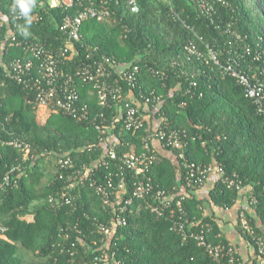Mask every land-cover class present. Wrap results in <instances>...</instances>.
I'll list each match as a JSON object with an SVG mask.
<instances>
[{"label":"trees","instance_id":"16d2710c","mask_svg":"<svg viewBox=\"0 0 264 264\" xmlns=\"http://www.w3.org/2000/svg\"><path fill=\"white\" fill-rule=\"evenodd\" d=\"M255 1L260 5L259 0ZM13 2L0 0L1 65L15 59H32L26 42H40L57 52L66 48L67 38L60 26L64 16L76 14L77 8L65 11L33 7L29 25L25 17L15 18ZM137 2L139 13L130 11L128 0H115L110 5L111 18L87 20L81 29V40L73 42L70 57H64L61 68L65 74L71 73L84 64L100 61L103 56L117 62L116 73L139 67L135 95L156 91L158 103L148 112L145 130L133 135L124 130L120 121L114 130L116 138L107 142L117 143L119 154L135 151L138 155L145 153L146 145L151 144L148 156L153 157V162L139 177L150 178L157 189L173 196L175 217L152 212L150 206L159 203L151 196L135 199L121 215L112 208H104L94 189L88 186L72 189L70 193L75 196L72 206L51 204L50 197L56 198L67 184L59 178L57 167L62 155L69 154L78 166L98 165L101 177L115 171L118 162L107 157L106 145L98 132L86 123L63 114H52L40 123L38 107L30 103L28 91L7 80L1 90L0 120L5 127L0 126V184L12 167L22 166L23 173L14 172L10 175V185L0 190V225L7 229L0 236V264H96L95 258L106 250L110 253V264L117 261L120 264H217L190 236L209 224L211 231L206 236L210 242L240 245L231 241V236L222 229L219 224L222 217L213 210L214 206L218 212L237 208L235 230L256 257L255 237L264 238V116L255 101L245 96L243 86L225 73L224 68L230 64L236 67L233 59L240 63L239 69L250 63L255 68L262 66L252 57L264 49V19L250 0H213L215 11L210 15L201 10L197 0ZM14 37L17 41H12ZM190 44L204 55L213 49L218 53L219 63L189 54L186 47ZM247 45L250 54L245 51ZM243 52L244 57L239 59ZM153 70L164 72L165 76L154 75ZM122 86L124 93H128L126 82ZM77 88L81 103L88 105L96 116L101 108L91 85L78 83ZM105 113L110 120L114 117L113 110ZM156 124L185 137L190 161L221 164L227 176L241 181V187L247 191L240 194L236 188H228L214 179L207 197L190 193L176 155V163L158 157L150 143L148 132ZM8 131L32 146L29 161L24 162L23 155L8 145L11 139ZM49 156L56 158L55 166L47 163ZM104 161L106 164L101 165ZM46 177L47 183H43ZM133 178L134 173L129 172L125 200L132 197ZM180 196H185L182 212L175 204ZM239 199H255L252 215L244 206H238ZM206 204L210 213L206 212ZM241 212L250 220L253 236L240 228ZM118 215L126 217L127 224L112 228ZM174 220L185 223L183 232L173 230ZM99 223L112 229L106 246L97 227ZM241 255L239 252L241 262L249 263ZM252 264H257L255 259Z\"/></svg>","mask_w":264,"mask_h":264},{"label":"built area","instance_id":"2783aa9c","mask_svg":"<svg viewBox=\"0 0 264 264\" xmlns=\"http://www.w3.org/2000/svg\"><path fill=\"white\" fill-rule=\"evenodd\" d=\"M35 0L37 9H56L62 8L65 11L78 9L76 14H66L62 20L60 30L67 38V46L57 52L46 48L40 42H26L25 47L31 54L32 59L22 61L15 59L8 65H1L0 63V114H1V90L4 88L7 80H12L22 85L29 93L31 100L30 103L38 107V113L41 109L46 111L47 116L52 114H63L69 116L80 123H86L91 128L95 129L100 140L106 145L105 152L110 160L117 161L115 171L110 172L108 175L101 177L98 171L99 166L82 165L78 166L69 154H64L59 157L57 167L59 168V178L64 180L67 184L63 192H59L56 198L50 197L49 202L57 207L65 203L67 205H74L75 196L70 192L72 189H80V186L90 187L94 189L95 193L102 201V205L106 209L112 208L113 211H118L123 214L127 206L133 204L136 199H145L151 196L152 199L157 201L159 205L150 206L152 212L158 215L169 214L170 218L176 215L175 210L172 208L174 203L173 196L163 190L157 189L152 183V180L140 179V175L145 173L149 165L153 162V157H149L151 144H147L146 152L138 155L137 152L131 151L119 154V145L115 142H107L111 138H116L114 134L117 122L122 123V127L127 132L133 135L145 130V124L149 118L148 112L156 107L159 97L156 91H152L149 95L140 92L137 96L133 89H136L138 82L139 67L134 66L129 70L117 72V62L107 56H103L100 61L94 63H87L77 68L71 73H64L61 68L63 66L64 57L69 58L68 53L73 47V42L81 40V29L83 24L90 19L97 21H106L112 17V10L110 5L115 0ZM168 1V0H166ZM213 0H197L201 10L205 14H212L215 11L214 5L211 3ZM53 2L55 6H53ZM264 0H259L260 7L264 13ZM128 7L132 13H139L140 7L137 0H128ZM17 20L23 18L20 15L19 9L13 12ZM1 26V24H0ZM12 41H17L16 37ZM21 44V43H19ZM189 54L196 56L199 59L206 58V61H212L218 64V53L213 49H209L207 55H204L198 48L190 44L186 47ZM245 51L250 54L249 46H245ZM244 57L243 55L239 58ZM254 62L262 63V66L254 67L252 63L246 67L239 69L240 63L233 59L236 67L232 64L224 68V72L235 78L239 84L244 88V94L247 98L255 101L259 113L264 116V49L259 50L253 57ZM154 75H160L161 78L165 76L164 72L159 70L152 71ZM117 75H116V74ZM116 75V77H114ZM127 84L129 87L128 93H124L122 83ZM78 83L89 84L92 87V93L98 100V105L101 108L96 116L91 114L88 105L81 103V97L78 91ZM105 110H113L114 117L110 120ZM145 112V113H144ZM147 114V115H146ZM10 117L5 120L8 122ZM4 120V121H5ZM0 120V126L3 125ZM5 127V126H4ZM150 143L156 141L162 145L163 148L175 152L180 167L185 172L186 189L190 193H198L203 187L211 180L217 179L228 188H236L240 194L247 191L241 187V181L235 177L227 176L223 166L215 163L210 165H202L190 161L186 155L188 143L184 141L183 136L176 130H169L168 128L162 129L158 124L153 129H150ZM11 133L10 131L7 134ZM11 139L8 145L17 149L23 155V161H29L31 157L32 146L19 136H14L11 133ZM106 162H101V165ZM19 171L23 173V167H12L11 170L4 176L0 184V190L5 189L12 182L14 172ZM114 172V173H113ZM129 172L134 173V188L132 197L125 200L124 196L127 193L126 177ZM185 196H180L175 201L176 207L180 212L182 209V200ZM238 203L245 207V210L252 215L254 213L255 199L245 200L239 199ZM206 209V208H205ZM217 212L219 209L213 207ZM225 211H227L225 209ZM209 213V212H207ZM241 212L240 228L246 230L250 235H254V230L250 225V220ZM115 225L113 227L122 226L127 224L126 217L120 215L116 216L113 220ZM173 230L180 233L184 231L185 223L180 220L173 221ZM98 230L103 233L102 240L104 246L109 242L112 237V229L104 223L97 225ZM78 228V227H76ZM6 228L0 225V236L4 235ZM211 228L209 224L203 225L198 233H191L190 236L195 238L200 246H203L209 256L217 264H243L238 258L239 249L235 245L213 244L207 239L206 234L210 233ZM81 234V230L77 229ZM256 257L248 259L252 264H264V238L259 236L255 237ZM113 254V253H112ZM96 264H110V253L106 250L103 251L96 258ZM247 261V262H248ZM117 264H120L117 261ZM245 264V263H244Z\"/></svg>","mask_w":264,"mask_h":264},{"label":"crops","instance_id":"0c3cea01","mask_svg":"<svg viewBox=\"0 0 264 264\" xmlns=\"http://www.w3.org/2000/svg\"><path fill=\"white\" fill-rule=\"evenodd\" d=\"M40 114V116L42 117H45V119L48 117L47 114H46V111L44 109H41L40 112L38 113ZM147 115V114H146ZM152 146L154 148V150L156 151L157 153V156L158 157H165V158H169V159H172L175 163H176V157H175V154L165 148L162 147V145L156 141H153L152 143ZM214 182V179H211L204 187L203 189H201L197 194L199 196H201L202 198H205L207 197V194H208V190L210 189V187L212 186ZM238 206H243L242 204L240 205L238 203ZM213 207V206H211ZM205 208H206V212H210V208H209V204H206L205 205ZM216 214H218L219 216H221L222 218L219 220V224L220 226L222 227V229L227 232V235L231 236L230 239L231 241L232 240V237L235 236L237 234V231L235 230V226L237 225V214H238V211H237V208H234L232 210H227L226 212H216ZM228 236V237H229ZM242 241V240H240ZM235 242V241H233ZM232 242V243H233ZM243 242V241H242ZM238 243V242H237ZM234 244V243H233ZM245 245V243H244ZM243 245V246H244ZM246 247V246H245ZM246 250H251L253 252V249L248 245V247L246 248ZM239 252L240 251V248H239Z\"/></svg>","mask_w":264,"mask_h":264},{"label":"rangeland","instance_id":"374dc122","mask_svg":"<svg viewBox=\"0 0 264 264\" xmlns=\"http://www.w3.org/2000/svg\"><path fill=\"white\" fill-rule=\"evenodd\" d=\"M250 4L251 5H253V7H255L256 9H257V11H258V13L260 14V16L264 19V14H263V12H262V8L260 7V5L259 4H257L256 3V1L255 0H250ZM263 6H264V2H263ZM38 118H39V120H40V123H44V121H45V117H41L40 116V114H38ZM52 163V165H56V162H57V160H56V158L54 157V156H49L48 157V159H47V163ZM54 166L52 167V170H53V168H54ZM51 170V171H52ZM49 177H50V175H48ZM47 179H48V177H46L45 179H44V182L43 183H47ZM210 213V212H209ZM27 219L28 220H31L32 219V217H27ZM232 240L233 241H235V243H239L240 245L237 247L238 249L240 248V251H241V253H242V257L245 259V260H247L248 261V259H251L252 257H253V252L251 251V250H246V248L248 247V244L247 243H245V242H242V241H240V238H239V236H238V234H236L235 236H233L232 237ZM244 243H245V245H244ZM244 245V246H243ZM246 246V247H245Z\"/></svg>","mask_w":264,"mask_h":264},{"label":"clouds","instance_id":"9594fccd","mask_svg":"<svg viewBox=\"0 0 264 264\" xmlns=\"http://www.w3.org/2000/svg\"><path fill=\"white\" fill-rule=\"evenodd\" d=\"M34 6H35V0H14L12 5V10L13 12H15L17 9H19L20 15L25 17L26 22L30 25L32 23V20L29 14ZM53 6H55L54 2H53Z\"/></svg>","mask_w":264,"mask_h":264}]
</instances>
